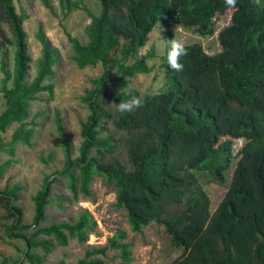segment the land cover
I'll return each mask as SVG.
<instances>
[{"label":"trees","instance_id":"1","mask_svg":"<svg viewBox=\"0 0 264 264\" xmlns=\"http://www.w3.org/2000/svg\"><path fill=\"white\" fill-rule=\"evenodd\" d=\"M40 1L52 11L49 0ZM59 1L66 10L78 5L71 0ZM98 1V15L85 9L90 18L86 44L65 31L79 67L98 62L102 67L101 75L91 81L93 87L82 97L89 113L81 123L78 156L72 158L70 140L58 120L64 164L45 176L41 189L32 196L30 225L22 221V208L13 204L21 187L0 188V204L6 216L13 218L4 232L25 244L23 259L10 264H42L56 246H66L70 239L85 243L96 229V221L86 209L73 223L40 225L46 219L55 175L66 178L75 199L90 196L95 176L113 186L115 205L124 210L131 232L140 233L154 221L165 227L172 245L182 247V253L170 264H264V0H237L235 7L227 6L224 0ZM228 8L233 12L230 23L217 33V53H207L198 42L185 44L188 54L181 58L183 71L175 72L167 63V47L160 56L169 78L167 88L143 96L128 88L126 78L152 70L144 57L132 63L127 60L146 44L157 21L196 26L202 34H212L214 16ZM26 18L24 10L16 12L13 0H0V20L8 24L12 40L1 25L0 38L14 47L12 72L0 64V93L5 105L0 113V153L11 157L18 143L31 145L37 114L29 118L30 101L41 92L53 96V83L44 81L54 75L51 69L57 59L39 30L40 59L34 78L26 81L30 63L23 28ZM120 41L118 56L112 51ZM9 80L11 87L7 86ZM127 93L142 97L143 106L132 113H120L112 103L129 99ZM104 100L115 108L114 114L103 108ZM107 120L129 135L125 141L130 169L117 158L104 163L90 155L91 149L101 153L115 148L112 134L99 136ZM12 122L18 125L4 143L1 134ZM240 138L243 142L235 154L229 187L211 212L209 196L194 170H207L224 182L232 141ZM10 162L0 163V178ZM125 238L124 231H117L107 244L86 249L77 264H103L101 258L92 256L105 257L108 249L118 250L122 261L129 263L130 244ZM0 264L8 263L3 258ZM57 264H66L64 258Z\"/></svg>","mask_w":264,"mask_h":264},{"label":"rangeland","instance_id":"2","mask_svg":"<svg viewBox=\"0 0 264 264\" xmlns=\"http://www.w3.org/2000/svg\"><path fill=\"white\" fill-rule=\"evenodd\" d=\"M71 1L76 2L77 7L66 10L59 0H49L52 7L50 11L40 0H13L16 12L20 13L24 10L27 14V18L23 21L30 55L26 81L30 82L34 78L37 62L40 59L41 44L36 36L39 30L50 42L57 56L51 69L54 75L48 76L44 81V84L53 83V96L50 97L46 92H41L36 95V100L30 101L29 118L37 114L34 119L36 125L31 145L18 143L12 157L4 152L0 153V163L6 160L11 161L0 178V188L3 189L5 185L11 187L13 184L21 187L18 192L19 199L13 204L22 208V221L27 225H30L33 220L32 196L41 189L44 177L61 169L64 164L63 147L57 133V122L59 120L70 140L72 158L77 157L82 142L81 123L86 120L89 113L82 97L86 90L93 87L91 81L102 73L100 62L94 65L78 66L75 60L76 53L65 35L67 31L81 44H86L88 42L86 27L90 23V18L85 9L98 15L101 5L98 0ZM232 12L233 9L228 8L214 16L212 34H202L196 26L186 27L179 23L157 21L148 34L146 44L139 49L137 54L127 60L128 63H132L144 57L146 65L152 66V70L126 78L128 88L138 90L142 96L167 88L169 78L161 67L160 56L170 46L171 39L180 40L185 44L198 42L207 53H217L220 50L217 33L219 29L230 23ZM0 25L6 37L12 40L8 24L0 20ZM121 43L122 41L116 47L117 49L114 48L112 51L118 56H120ZM13 53V45L4 43L0 38V64L4 63L8 72H12ZM2 75L0 71V80ZM7 86H12L11 80L8 81ZM108 87L111 88V86ZM102 106L111 114L116 112L115 108L107 104L105 100ZM4 107V99L0 93V113ZM17 125L18 123L12 122L1 134L4 143L9 142L10 134ZM102 128L99 136L112 134L115 148L112 152L103 151L101 153L96 149H91L90 155L98 156L104 163L117 158L127 169H130L125 141L129 136L128 133L117 130L112 120L104 121ZM242 141V139L232 141L230 163L223 171L224 182L217 181L207 170H194L200 187L209 196L211 212L214 211L229 187L236 162L235 154L242 145ZM53 178L55 180L51 184L49 203L45 207L46 219L40 225L45 226L61 221L73 223L77 215L86 209L96 221V229L88 234L85 243L70 239L66 246H56L45 256L42 264H57L62 258L66 264H77V261L84 256L86 249L107 244L108 239L120 230L126 233L124 241L130 244L131 261L124 263L119 256V251L114 249H108L105 257L92 256V258H101L103 264H170L182 253V247L171 244L170 236L160 223L151 221L140 233L131 232L124 210L115 205L113 186L104 184L100 176L93 178L89 197L79 195L76 199L68 190L66 178L60 175H55ZM187 196L188 193L185 199ZM184 206L185 202L179 210ZM12 222L13 218L6 216L4 207L0 204V262L5 258L8 264L23 259L25 249L22 239L9 238L4 232L5 226L11 225Z\"/></svg>","mask_w":264,"mask_h":264},{"label":"clouds","instance_id":"3","mask_svg":"<svg viewBox=\"0 0 264 264\" xmlns=\"http://www.w3.org/2000/svg\"><path fill=\"white\" fill-rule=\"evenodd\" d=\"M224 3L229 7H235L237 4V0H224ZM187 54L188 49L185 43L177 39H171L170 46L167 51V63L169 68H171L175 72L183 71L184 65L183 63H181V58L187 56ZM127 94L130 96L129 99L120 100L119 103H112L115 105L116 110L120 113H132L143 106L142 97L132 95L131 93Z\"/></svg>","mask_w":264,"mask_h":264}]
</instances>
